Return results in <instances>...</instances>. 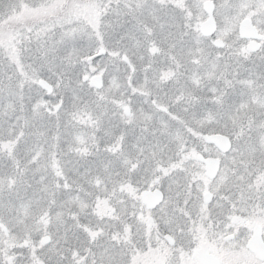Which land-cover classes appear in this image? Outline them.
Masks as SVG:
<instances>
[{"label": "snow or ice", "instance_id": "1", "mask_svg": "<svg viewBox=\"0 0 264 264\" xmlns=\"http://www.w3.org/2000/svg\"><path fill=\"white\" fill-rule=\"evenodd\" d=\"M0 264H264V0H0Z\"/></svg>", "mask_w": 264, "mask_h": 264}]
</instances>
